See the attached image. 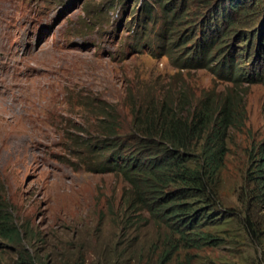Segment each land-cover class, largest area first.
<instances>
[{
    "label": "rangeland",
    "instance_id": "374dc122",
    "mask_svg": "<svg viewBox=\"0 0 264 264\" xmlns=\"http://www.w3.org/2000/svg\"><path fill=\"white\" fill-rule=\"evenodd\" d=\"M144 2L153 6L152 18H139L137 25ZM205 5L185 2L182 23L167 24L164 38L168 15L157 0H0V58L7 57L28 83L45 78L52 89L44 109L30 117L32 126L23 123L29 132H22L21 123L10 127L18 135L0 133L1 188L21 236L4 242L0 264H16L29 253L39 264H264V193L254 207L253 187L246 182L264 147V82L228 83L208 69L181 68L204 38ZM233 18L217 26L209 45L217 43L223 55L232 51L236 67L256 59L263 65L264 0L251 2L247 12ZM4 71L0 66V74ZM180 89L188 94L191 112L207 95L238 102L240 119L228 133L218 193L197 225L198 232L220 239L217 247L169 250L167 239L175 237L165 222L147 212L140 218L125 213V177L100 173L102 154L86 152L88 143L106 140L101 129L106 112L116 121L115 138H126L132 135L130 104L136 98L142 103ZM21 113L29 115L26 109ZM33 137L37 143L31 145ZM251 204L255 235L244 221Z\"/></svg>",
    "mask_w": 264,
    "mask_h": 264
},
{
    "label": "trees",
    "instance_id": "16d2710c",
    "mask_svg": "<svg viewBox=\"0 0 264 264\" xmlns=\"http://www.w3.org/2000/svg\"><path fill=\"white\" fill-rule=\"evenodd\" d=\"M157 1L168 15V17L164 15L162 23V30H166L162 33L165 38L169 27L182 23L186 11L185 2L188 0ZM254 1L256 0H195L197 3L206 4L202 13L203 19L207 11L206 19L203 21L204 38L194 46V56L183 59L181 68L208 69L228 83L264 82V73L259 71L264 64H258V59L244 67H236L234 59L230 56L232 51L229 55H223L224 50L217 49V43L209 45L214 40L211 36L216 34L217 26L222 25L221 22H231L234 13H239L243 9L247 12L250 3ZM152 8L149 2H144L142 17L136 18L137 25L140 24L139 18H152ZM149 22L153 24L154 20L149 19ZM144 24L142 25L144 30L148 31L149 24L147 22ZM167 24L170 25L168 28ZM191 37L193 41L196 35ZM168 38L173 40L172 37ZM174 42L171 43L172 46L176 44L175 40ZM215 49L220 50V53L213 56L211 54ZM242 58L245 60V56ZM237 103L236 99L232 101L229 96L218 99L207 95L199 102L195 111L191 112L189 111L191 103L184 89H180L175 95L169 91V95L146 98L142 103L136 98L130 104L133 120L130 122L129 133L132 135L115 138V135H118L115 132L116 121L109 119L112 118V111H108L101 118L104 120L101 129L104 130V135H108L104 138L106 140L87 145V154L96 155L99 152L102 154L103 159L96 170L100 173H119L125 177L128 184L126 190L128 204L125 213L140 218L139 214L147 211L156 219L165 222L169 234L175 237L174 241L167 239L171 251L220 245V239L198 232L197 225L201 223L205 212L211 210L215 194L218 193L215 183L217 174L222 171L225 164L228 133L240 119V114L235 108ZM260 157L256 162L258 163L255 166L256 171L249 170L246 175L247 184L253 187L254 207L257 202L256 196L264 193V147L261 149ZM2 185L0 179V254L4 242L15 243L21 240L20 232L9 212L10 199L4 194ZM198 203L201 204L200 209L196 205ZM254 207L253 204L249 206L246 211L248 214L244 218L250 235H255L258 230L254 222L256 216ZM210 219L211 217H208V220ZM39 263L41 261L36 260L31 253L19 256L16 262V264Z\"/></svg>",
    "mask_w": 264,
    "mask_h": 264
},
{
    "label": "bare ground",
    "instance_id": "6f19581e",
    "mask_svg": "<svg viewBox=\"0 0 264 264\" xmlns=\"http://www.w3.org/2000/svg\"><path fill=\"white\" fill-rule=\"evenodd\" d=\"M8 61L7 57L4 55L1 56L0 66H3L5 71L0 74V87H2L0 90V129L2 131H0V133L6 132L10 135H18V133L10 127H16L17 125L26 122H29L27 126H32L30 123V117L33 113H39L44 109L45 94L52 91V89H49L48 86L43 83L45 78L39 80L37 83H28L26 81L27 78L22 74L23 72L21 73L17 69H11ZM37 64H39V62H37ZM27 69V72L31 73L35 68L30 66ZM29 75L30 74H28V76ZM22 109H26L29 115L21 113ZM1 124L4 126V129L1 128ZM27 126L23 124L21 129L22 132H29V129H24ZM32 130L34 129L32 128ZM36 143L35 137L30 139L29 144L32 145ZM29 147L31 148L32 146ZM34 159L35 154H32V163L34 162ZM32 163L28 162V164Z\"/></svg>",
    "mask_w": 264,
    "mask_h": 264
},
{
    "label": "clouds",
    "instance_id": "9594fccd",
    "mask_svg": "<svg viewBox=\"0 0 264 264\" xmlns=\"http://www.w3.org/2000/svg\"><path fill=\"white\" fill-rule=\"evenodd\" d=\"M145 212H147V211H145ZM142 213H143V212H142ZM142 213H141V214H142ZM147 213H149V212H147ZM149 214H150V213H149ZM150 215H151V214H150ZM186 263H188V264H189V262H186Z\"/></svg>",
    "mask_w": 264,
    "mask_h": 264
}]
</instances>
